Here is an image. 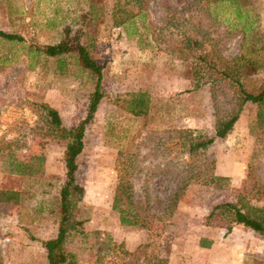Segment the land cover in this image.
Returning a JSON list of instances; mask_svg holds the SVG:
<instances>
[{
  "label": "rangeland",
  "instance_id": "374dc122",
  "mask_svg": "<svg viewBox=\"0 0 264 264\" xmlns=\"http://www.w3.org/2000/svg\"><path fill=\"white\" fill-rule=\"evenodd\" d=\"M126 1L0 0V30L24 40L0 41V192L17 193L16 202H0V264H48L42 242L57 234L66 140L52 136L41 107L55 109L62 127L76 126L87 115L96 76L74 57L36 55L30 48L76 36L101 68L104 95L76 159L75 184L84 193L73 221L81 223L64 249L77 264H169L173 245L182 246L186 217L192 229L201 222L225 228L224 240L230 224L216 205L232 203L251 215L264 210V130L257 108L242 104L229 80L204 75L200 61L220 67L244 55L252 63L241 70L243 88L256 91L264 82V0H150L141 15L118 26L127 17L119 13ZM183 38L196 46L186 49ZM134 98L144 100L146 114L130 112ZM236 113L226 137L193 162H213L212 172L225 180L207 184L208 171L195 168L204 175L182 189L170 219H159L178 174H189L181 171L188 160L178 157L179 140L167 139L166 132L213 137L217 122ZM127 150L141 169L129 178L142 206L133 209L139 219L131 226L113 209L117 158ZM261 243L248 264H264Z\"/></svg>",
  "mask_w": 264,
  "mask_h": 264
},
{
  "label": "trees",
  "instance_id": "16d2710c",
  "mask_svg": "<svg viewBox=\"0 0 264 264\" xmlns=\"http://www.w3.org/2000/svg\"><path fill=\"white\" fill-rule=\"evenodd\" d=\"M150 0H127L125 3V9L119 11L120 15H126V19L122 20L120 23H116L118 26H123L125 22L133 19L134 16H139L146 8V4ZM236 1V0H235ZM234 1V2H235ZM136 9L134 14L131 13V9ZM143 7V8H142ZM127 20V21H126ZM245 38V37H244ZM257 39V36H254L252 40ZM246 38L244 39V41ZM0 41H5L9 43H23L24 40L21 36L16 34H11L0 30ZM183 46L186 49H192L196 46V42H193L188 38H183ZM193 44V46H192ZM31 53L33 54H43L47 57H62V56H71L78 60L80 65L91 71L96 76V85L94 92L90 97V102L88 106V111L86 117L79 122L76 126L66 129L62 127L61 119L58 112L55 109L42 105V110L45 112L47 117V125L52 134V136L60 139L66 140V147L64 153V162L66 168V181L64 186L61 188L60 196V219L57 228V234L54 238L43 241L42 246L46 251V258L48 264H77V260L74 255L68 254L64 249V242L68 233L76 228L80 221H73L75 215L73 214V208L75 203L80 200L83 196V189L79 185L75 184V172L77 170L76 159L81 153L84 146V133L87 125H89L97 112L100 101L103 99L104 95L100 91V81H101V68L96 64L94 60L89 55L88 50L79 43L78 37H74L73 40H63L54 45H46L44 47H31ZM199 58V57H198ZM203 61L204 69H201V72L207 76H212L213 73L220 75L223 79H227L233 84L237 85L242 94V104L251 103L256 106V119L259 128L264 130V82L256 90H246L244 83L241 81L242 68H249V64L252 61L245 60L244 55H241L235 61L224 62V65L218 67L213 62L207 61L205 57H201ZM241 62V65L238 63ZM236 65H239L236 66ZM202 77V80L204 78ZM213 78V77H212ZM216 79V78H215ZM196 81L195 88L200 85L202 82ZM211 84L216 83L214 79H210ZM206 82V81H205ZM210 82V81H208ZM147 105L144 103V100L141 98H134L131 101L130 112L134 116H139L141 114H146L145 111ZM238 119V114H234L232 117L227 119L223 123L217 122L215 127V133L213 137H207L205 135L196 134L192 130H175L167 131V139L179 140L177 142L179 153L178 157H185L188 161L183 163L181 171H186L188 175L182 177L179 173L178 184L176 185L175 191L169 195L166 199V204L160 215L159 219L166 218L170 219L173 216L174 209L178 203L179 195L182 189L187 186L191 180H199L204 174L196 171L195 168L199 170H206L209 173V179L205 182L207 184L224 181L225 177H218L214 175L213 171V162H210L209 165H193L196 157L202 152L206 151L207 148L212 145L215 139H224L229 131L232 130L235 122ZM125 157L120 156L117 158L116 170L118 173V183L115 187V192L113 196V209L117 212L120 222L126 225H137V220L139 219L138 215L133 212V209L140 210L142 209L141 203L134 200L132 193V183L129 180L133 172H141L137 167V160L135 159V153L130 150H127L123 153ZM139 163V161H138ZM170 165V166H169ZM173 167L172 162H169L168 168ZM167 171H169L167 169ZM134 173V174H135ZM146 196V195H145ZM16 202L17 193L16 192H0V202L2 199ZM146 198V197H145ZM146 201V200H145ZM146 208V207H145ZM214 210L217 209L221 214H224L227 217V222L230 224L227 228L229 232L234 226H241L245 229H249L255 232L258 235L264 236V214L263 216L259 215L262 211L253 210L256 213H248L243 211L239 206H236L232 203H220L216 205ZM213 210V211H214ZM213 213V212H212ZM211 213V214H212Z\"/></svg>",
  "mask_w": 264,
  "mask_h": 264
},
{
  "label": "crops",
  "instance_id": "0c3cea01",
  "mask_svg": "<svg viewBox=\"0 0 264 264\" xmlns=\"http://www.w3.org/2000/svg\"><path fill=\"white\" fill-rule=\"evenodd\" d=\"M177 215L181 213H176L175 217ZM185 220L187 222L185 231L182 232L183 241H180L182 246L179 247V243L173 245L168 256L169 264H181L184 259L187 264H248V255L260 253L263 249L260 248V237L241 226H234L223 240L225 233L222 232L225 228H210L201 222L198 228L192 229L189 228V224L192 225L191 220L187 217Z\"/></svg>",
  "mask_w": 264,
  "mask_h": 264
}]
</instances>
